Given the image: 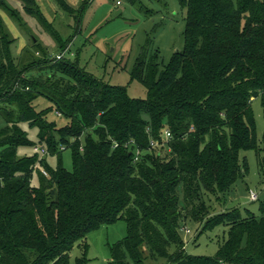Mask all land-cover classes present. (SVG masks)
Listing matches in <instances>:
<instances>
[{
    "label": "trees",
    "instance_id": "trees-1",
    "mask_svg": "<svg viewBox=\"0 0 264 264\" xmlns=\"http://www.w3.org/2000/svg\"><path fill=\"white\" fill-rule=\"evenodd\" d=\"M18 1L60 51L50 57L32 37L34 51L16 59L0 20V264H69L87 233L120 218L127 234L111 246L108 264H147L149 256L164 264H264V204L258 215L237 207L212 213L204 199L225 196L245 174L241 150H255L262 167L251 100L260 96L264 106V0H179L183 48L162 67L144 51L132 70L145 99L67 57L71 39L60 42L34 0ZM38 98L51 105L36 109ZM52 110L64 124L47 118ZM23 123L36 128L38 144ZM30 145L47 152L17 154ZM66 148L72 170L52 169L47 156ZM185 220L202 222L198 235L227 227L214 256L187 253ZM75 264L90 263L82 256Z\"/></svg>",
    "mask_w": 264,
    "mask_h": 264
},
{
    "label": "rangeland",
    "instance_id": "rangeland-1",
    "mask_svg": "<svg viewBox=\"0 0 264 264\" xmlns=\"http://www.w3.org/2000/svg\"><path fill=\"white\" fill-rule=\"evenodd\" d=\"M6 1L9 7L0 9V20L13 38L10 46L12 55L16 59H22L26 50L33 52V37L47 49L50 57H54L60 51L59 41L54 39L37 16L23 9L20 1ZM34 1L48 27L56 30L60 42L66 43L71 39L68 45L70 54L67 57L73 59L77 55L79 66L109 84L124 86L131 98L145 99L147 96L141 80L130 79L142 52H146L148 59L151 56L157 57L154 59L162 67L170 61L174 52L184 46L186 13L179 0H119V4L116 3L118 0H92L86 5L85 0H64L72 8V12L64 10L57 0ZM50 105L43 98H38L35 103L36 109ZM251 107L262 167L255 150H241L240 160H245L247 164L245 174L225 196L219 198L217 194H204L212 213L237 207L241 211L249 208L258 215L261 204H264V106L260 96L252 98ZM47 118L55 120L59 126L64 124L55 110L50 111ZM22 126L27 131L29 140L38 144L36 128H31L26 123ZM17 154H34L33 145L19 146ZM47 162L52 169L61 163L71 171V150L66 148L59 156L49 155ZM32 183H38L36 174ZM249 191L256 193L258 198L249 199ZM201 224V221L191 220H185L181 224L182 228L189 229L188 233L181 232L183 246L186 245L189 254L214 256L218 245L227 238V227L219 224L198 235ZM126 234L127 223L123 218L101 224L87 233L82 242L73 246L69 252V264H75L76 258L82 256H86L90 264H108L111 246ZM144 254L147 251L144 250ZM146 263L164 264L165 261L149 256Z\"/></svg>",
    "mask_w": 264,
    "mask_h": 264
},
{
    "label": "built area",
    "instance_id": "built-area-1",
    "mask_svg": "<svg viewBox=\"0 0 264 264\" xmlns=\"http://www.w3.org/2000/svg\"><path fill=\"white\" fill-rule=\"evenodd\" d=\"M116 3L119 4L120 1L118 0ZM61 56H62V53L57 54V57H58V58L61 57ZM164 136H165L166 138L169 137V136H170V132H169L168 130H165V131H164ZM150 144H151V146H155V145L157 144V142H156V141H151ZM33 151L38 152L41 156H43V155L46 154L47 149H46L44 146H42V145H35V146L33 147ZM41 172H42L44 175H47V173H46V171H45L44 169H42ZM248 197H249V199H251V200H255V199L258 198V195H257L256 193L252 192V191H249ZM182 229H183V231H184L185 233H186V232H187V233L189 232V229H186V228H184V227H183Z\"/></svg>",
    "mask_w": 264,
    "mask_h": 264
}]
</instances>
